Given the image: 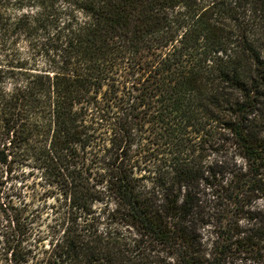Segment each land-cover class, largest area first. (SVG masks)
I'll use <instances>...</instances> for the list:
<instances>
[{
	"label": "trees",
	"instance_id": "16d2710c",
	"mask_svg": "<svg viewBox=\"0 0 264 264\" xmlns=\"http://www.w3.org/2000/svg\"><path fill=\"white\" fill-rule=\"evenodd\" d=\"M23 1L0 168L50 202L0 204L4 264H264V0Z\"/></svg>",
	"mask_w": 264,
	"mask_h": 264
},
{
	"label": "rangeland",
	"instance_id": "374dc122",
	"mask_svg": "<svg viewBox=\"0 0 264 264\" xmlns=\"http://www.w3.org/2000/svg\"><path fill=\"white\" fill-rule=\"evenodd\" d=\"M30 0H24L22 3H24V8L28 12L32 9L29 8L31 5ZM30 5H29V4ZM14 7L11 9L7 8V16L11 19L16 12H14ZM24 10V11H25ZM14 37V36H13ZM13 37H8L6 39V51L3 52L1 55L4 58V60H10L12 57L11 50L12 48H8L10 44H13L12 46L15 47V49H18L21 51L22 57L28 56V43L27 38L25 36H20L17 39H14ZM14 49V48H13ZM25 175L22 176L19 171H15L12 169L11 173H7L3 167L0 168V204L2 206L6 205L10 201L13 203H18V201H21L22 198H25L30 203V209L33 212V210H47L49 207V202L44 203V199L42 197L43 193H45V185L44 181L42 180L39 173L31 172L30 169L25 170ZM18 174V175H17ZM21 195V198H20ZM42 197V198H40ZM260 206L263 205V203H259ZM36 212H33L35 214ZM3 223L0 222V233L2 230ZM34 223L33 225L35 226ZM42 229L43 226H40ZM36 228V226H35ZM1 237V235H0ZM9 257V254H8ZM6 261L5 253L3 251V246L0 241V264H4Z\"/></svg>",
	"mask_w": 264,
	"mask_h": 264
}]
</instances>
